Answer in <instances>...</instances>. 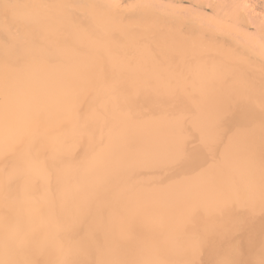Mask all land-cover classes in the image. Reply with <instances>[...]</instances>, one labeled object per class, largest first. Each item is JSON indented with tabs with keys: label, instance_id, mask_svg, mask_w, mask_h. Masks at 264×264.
<instances>
[{
	"label": "bare ground",
	"instance_id": "6f19581e",
	"mask_svg": "<svg viewBox=\"0 0 264 264\" xmlns=\"http://www.w3.org/2000/svg\"><path fill=\"white\" fill-rule=\"evenodd\" d=\"M182 7L0 0V264H264V47Z\"/></svg>",
	"mask_w": 264,
	"mask_h": 264
},
{
	"label": "rangeland",
	"instance_id": "374dc122",
	"mask_svg": "<svg viewBox=\"0 0 264 264\" xmlns=\"http://www.w3.org/2000/svg\"><path fill=\"white\" fill-rule=\"evenodd\" d=\"M84 1H88V0H84ZM137 1L138 0H119V4H120L119 9L123 10V8L125 7H130L136 4ZM162 1L164 3L172 2V3L180 4L181 6L184 7V9H189L191 11L193 10V12L196 15L204 14L207 17L212 18V19L214 18L216 20L219 19L218 21H220L221 24L223 25L225 24L224 26L228 28L232 27L234 23L235 24L237 23L236 25H239V26L241 25L240 26L241 30L244 27V31H245V27H246L247 28L246 32L242 31L244 32L242 33V35L247 38L251 37V38L257 39V41L260 44L262 42L263 45L262 44L261 45L264 47V18H263L264 17V0H249V2L251 1L250 4L252 6L254 4L255 7H252L254 10L252 8L245 7L243 4L241 5L239 0H234V1L233 0H213L211 5L207 4V2L210 0H162ZM243 6L245 7V9H247V11L243 9L244 8ZM238 23H241V24H238ZM186 24L187 26H190L189 23H186ZM257 24L260 25V28ZM256 26L258 27V30L262 29V30H259V33H261L260 35L257 32ZM247 30L250 32V34L249 32H247ZM257 36L259 37L261 36V38H258ZM227 40H230V39H226L225 40L226 43H227ZM250 59H251L250 63L252 65V68L249 69L248 71L251 74L254 73L252 70L253 68H260V67L264 68V61H261L260 59L254 56H251ZM240 233L241 232H236L232 235V237H238Z\"/></svg>",
	"mask_w": 264,
	"mask_h": 264
}]
</instances>
